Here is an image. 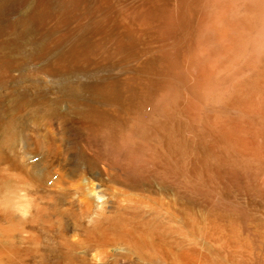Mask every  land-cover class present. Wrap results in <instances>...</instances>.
<instances>
[{"label": "rangeland", "instance_id": "1", "mask_svg": "<svg viewBox=\"0 0 264 264\" xmlns=\"http://www.w3.org/2000/svg\"><path fill=\"white\" fill-rule=\"evenodd\" d=\"M35 1L0 0V20ZM168 1L169 33L151 46L165 64L132 114L100 129L51 95L3 130L16 136L0 141L8 155L37 127L54 141V185L0 169L13 175L0 198L54 264H264V0ZM118 222L149 229L154 246L98 233Z\"/></svg>", "mask_w": 264, "mask_h": 264}, {"label": "bare ground", "instance_id": "2", "mask_svg": "<svg viewBox=\"0 0 264 264\" xmlns=\"http://www.w3.org/2000/svg\"><path fill=\"white\" fill-rule=\"evenodd\" d=\"M33 7L18 22L0 20V141L16 139L14 134H2L12 111L51 95L80 105L85 118L100 129L109 124L110 117L120 120L132 114L148 96L151 76L165 64L157 51L159 45L151 46L169 33V1L36 0ZM138 51L144 55L136 61ZM38 128L27 137L25 151L12 156L0 151V169L5 162L19 167L24 175L19 176L21 180L35 172V186L46 188L54 185L56 151L52 138ZM45 148L49 155H39ZM17 159L22 162L19 166ZM12 176L0 170V192ZM10 207L0 198V264H54L52 256L41 252L39 236L27 229L25 221L14 218L12 212L17 211L11 212ZM98 233L133 238L140 246L151 245L155 235L124 222L100 227Z\"/></svg>", "mask_w": 264, "mask_h": 264}]
</instances>
